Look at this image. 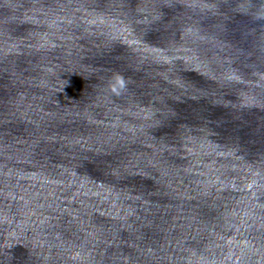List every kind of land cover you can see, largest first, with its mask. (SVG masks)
Instances as JSON below:
<instances>
[{
	"label": "water",
	"instance_id": "1",
	"mask_svg": "<svg viewBox=\"0 0 264 264\" xmlns=\"http://www.w3.org/2000/svg\"><path fill=\"white\" fill-rule=\"evenodd\" d=\"M0 264H264V0H0Z\"/></svg>",
	"mask_w": 264,
	"mask_h": 264
},
{
	"label": "clouds",
	"instance_id": "2",
	"mask_svg": "<svg viewBox=\"0 0 264 264\" xmlns=\"http://www.w3.org/2000/svg\"><path fill=\"white\" fill-rule=\"evenodd\" d=\"M121 87H123V84H121Z\"/></svg>",
	"mask_w": 264,
	"mask_h": 264
}]
</instances>
